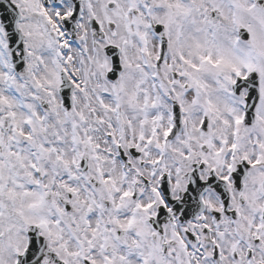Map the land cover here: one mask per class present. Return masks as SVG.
Wrapping results in <instances>:
<instances>
[{"label":"snow or ice","instance_id":"snow-or-ice-1","mask_svg":"<svg viewBox=\"0 0 264 264\" xmlns=\"http://www.w3.org/2000/svg\"><path fill=\"white\" fill-rule=\"evenodd\" d=\"M0 264H264V0H0Z\"/></svg>","mask_w":264,"mask_h":264}]
</instances>
